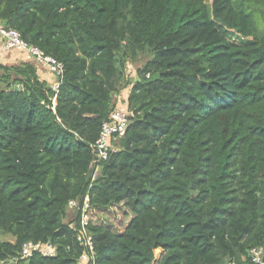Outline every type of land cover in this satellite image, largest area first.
Listing matches in <instances>:
<instances>
[{"label": "trees", "instance_id": "trees-1", "mask_svg": "<svg viewBox=\"0 0 264 264\" xmlns=\"http://www.w3.org/2000/svg\"><path fill=\"white\" fill-rule=\"evenodd\" d=\"M0 23L64 66L56 91L32 59L0 64V232L16 239H0V264H81L68 203L85 197L91 145L128 87L127 133L90 189L94 262L253 264L264 0H0ZM48 241L57 256L20 259Z\"/></svg>", "mask_w": 264, "mask_h": 264}, {"label": "built area", "instance_id": "built-area-1", "mask_svg": "<svg viewBox=\"0 0 264 264\" xmlns=\"http://www.w3.org/2000/svg\"><path fill=\"white\" fill-rule=\"evenodd\" d=\"M0 44L6 51L17 50L26 53L28 59H32L35 63L49 70L56 77L54 90H58L64 75V66L55 58L44 54L39 48L29 45L22 38L21 34L11 28H6L0 23ZM129 125V107L127 96L118 97L117 107L112 111L109 119L103 123L100 135L97 141L91 145L93 154V170L89 177V189L83 199L70 200L68 208L77 212L80 223L78 228L77 241L84 247V253L80 258L81 264H96L94 257L96 254L95 239L90 231L89 211L91 208L90 189L96 181L104 162L108 161L111 154L118 151L116 142L122 139ZM76 227L78 224H76ZM58 253V247L52 242H26L23 244L20 259H30L35 255L44 257H55ZM249 258L253 264H264V249L262 247L252 248L249 253Z\"/></svg>", "mask_w": 264, "mask_h": 264}, {"label": "rangeland", "instance_id": "rangeland-1", "mask_svg": "<svg viewBox=\"0 0 264 264\" xmlns=\"http://www.w3.org/2000/svg\"><path fill=\"white\" fill-rule=\"evenodd\" d=\"M12 51L15 52V50L6 51L2 48V45H0V52H2V54L0 53V64H4V65H8V66L9 65H15L14 61H10L9 59L8 60L4 59V56H5L4 54L10 55V52H12ZM16 54H18V53H16ZM150 58H151V54L142 53L139 56V59L137 61H135L134 63L133 62L129 63L127 65L126 71H125L126 79H128L129 81H132L134 83L137 79L138 68L142 67ZM22 61H25V60L21 59V60L17 61L16 63H20ZM128 93H130V87L122 89V92H121L122 98L126 97V95H128ZM116 147L119 149L118 145H116ZM68 214H69L68 218H67L68 221H71L75 218V215H76L75 211L70 209V210H68ZM0 239L3 242H15L16 241L15 237H13L11 234H7L4 232H0Z\"/></svg>", "mask_w": 264, "mask_h": 264}, {"label": "crops", "instance_id": "crops-1", "mask_svg": "<svg viewBox=\"0 0 264 264\" xmlns=\"http://www.w3.org/2000/svg\"><path fill=\"white\" fill-rule=\"evenodd\" d=\"M1 45V44H0ZM2 54V52H0ZM18 53V54H16ZM20 54V55H19ZM4 59L6 60H10V61H14L15 64H17L16 62L21 60V59H24L26 60L27 58V55L26 53H23V52H20V51H15V52H10V55H7V54H4ZM3 57V56H2ZM28 59V58H27ZM40 74H41V79L42 80H46L48 81V83L52 86H54L56 84V78H55V75L53 73H51L49 70H47L46 68H42L40 70Z\"/></svg>", "mask_w": 264, "mask_h": 264}]
</instances>
